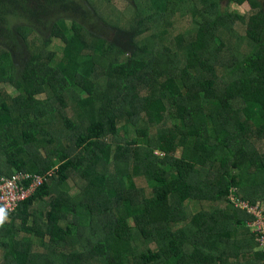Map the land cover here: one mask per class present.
I'll use <instances>...</instances> for the list:
<instances>
[{"label":"trees","instance_id":"trees-1","mask_svg":"<svg viewBox=\"0 0 264 264\" xmlns=\"http://www.w3.org/2000/svg\"><path fill=\"white\" fill-rule=\"evenodd\" d=\"M81 1L0 0V264H264V2Z\"/></svg>","mask_w":264,"mask_h":264},{"label":"built area","instance_id":"built-area-1","mask_svg":"<svg viewBox=\"0 0 264 264\" xmlns=\"http://www.w3.org/2000/svg\"><path fill=\"white\" fill-rule=\"evenodd\" d=\"M44 180L43 176L21 172H15L11 177L0 176V217H9L18 204L30 198ZM243 206L251 212L255 209L248 207L247 204ZM256 217L257 220L252 227L254 231L262 234L258 241L264 247V219L259 214H256Z\"/></svg>","mask_w":264,"mask_h":264},{"label":"rangeland","instance_id":"rangeland-1","mask_svg":"<svg viewBox=\"0 0 264 264\" xmlns=\"http://www.w3.org/2000/svg\"><path fill=\"white\" fill-rule=\"evenodd\" d=\"M77 1H80L81 3L83 2V1H81V0H77ZM259 1L264 2V0H259ZM26 3H28V2H26ZM83 4H87V2L84 1ZM225 4H226V0L223 1V7L225 6ZM230 8L233 9V10H236V11L242 13V14H245V13H247V12L249 11V4H247V3H243L242 5H237V4H234V3H233V4L230 5ZM93 22H94V21H93ZM93 22H92V23H93ZM70 24H71V23L68 22V26H69V27L71 26ZM44 33H45L44 35H49V34H50V32H48V31H45ZM18 42H19V45H20L21 40L18 39ZM21 44H22V43H21ZM54 46H55L54 48H56V46H61V45L58 44V41H55V42H54ZM56 49H57V48H56ZM59 53H60V56H62V51H59ZM0 87L5 88L10 94H11V93H14V89H13L12 87H10L8 84H0ZM41 97H42V96H41ZM43 97H44V95H43ZM122 131H124V130L122 129ZM127 136H128L129 138L133 137V136H134L133 131L130 130V133L127 134ZM157 153H161V152L157 151ZM77 192H78V189H77L75 186H73L72 189H71V191H70V193H71V194H76ZM192 207H193V209H194L195 212H196L198 207H197L196 205H192ZM198 217H199V213L196 212L195 219H197ZM0 218H1V219H4V220H6V221H9V218H8V217H0Z\"/></svg>","mask_w":264,"mask_h":264}]
</instances>
